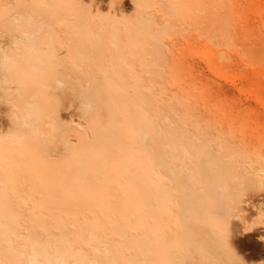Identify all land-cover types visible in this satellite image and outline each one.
Listing matches in <instances>:
<instances>
[{"label":"rangeland","instance_id":"374dc122","mask_svg":"<svg viewBox=\"0 0 264 264\" xmlns=\"http://www.w3.org/2000/svg\"><path fill=\"white\" fill-rule=\"evenodd\" d=\"M263 45L264 0H0V264H264Z\"/></svg>","mask_w":264,"mask_h":264},{"label":"bare ground","instance_id":"6f19581e","mask_svg":"<svg viewBox=\"0 0 264 264\" xmlns=\"http://www.w3.org/2000/svg\"><path fill=\"white\" fill-rule=\"evenodd\" d=\"M264 46V45H263ZM262 47V46H261ZM248 49V48H247ZM259 50H261L260 48H259ZM252 53V52H251ZM259 54V53H258ZM257 55V54H256ZM260 55V54H259ZM254 56V55H253ZM264 56V52H263V54H261L260 55V57H263ZM253 58V57H252ZM250 59H251V57H250ZM250 61V60H249ZM253 61H254V58H253ZM256 61V60H255ZM264 62V61H263ZM33 105V104H32ZM29 115V114H28ZM179 142V141H178ZM180 144H181V142H180ZM183 144V143H182ZM184 144H185V142H184ZM186 145V144H185ZM183 148H184V146H182ZM182 148V149H183ZM184 150L186 151V153H189V151H188V149L186 148V146H185V148H184ZM210 151V150H209ZM210 158V157H209ZM211 159V158H210ZM225 162V161H224ZM226 162H227V160H226ZM160 166H161V164H160ZM163 170V169H162ZM231 170V169H230ZM163 172L164 173H166L165 172V170H163ZM172 172H173V170H172ZM187 173V172H186ZM222 173V172H221ZM225 173H226V171H225ZM224 173V174H225ZM257 174V173H256ZM187 175V174H186ZM185 175V176H186ZM220 175H223V174H220ZM228 175H230L229 173H228ZM258 175V177H259V173L257 174ZM184 176V175H183ZM192 176V175H191ZM190 176V177H191ZM189 177V176H188ZM261 177V176H260ZM258 179H260V178H258ZM188 179L187 178H184L183 179V181H185V183H186V181H187ZM206 182H205V187H206V191H209L210 189H211V187L213 186H215V189H216V185H219V186H221L227 193H228V195L230 196L231 194H232V192L234 191V188H232V186H230V184L227 182V180H226V177L225 176H220V177H211V176H208V177H206ZM186 184H188V183H186ZM191 184L189 183L188 184V186H190ZM218 188V187H217ZM202 189H204V188H202ZM231 198L232 199H234L233 197H232V195H231ZM185 201H187V202H191V204L193 203V199H191V196H189L188 195V197H186V200ZM183 202V201H182ZM196 202V201H195ZM198 203V202H197ZM206 211H210L211 213L213 212L214 214H215V212H214V210H211V209H209V210H206ZM257 221V220H256ZM249 224V223H248ZM254 224H257V223H254ZM253 225V224H252ZM252 227V226H251ZM249 229V228H248ZM251 230V229H250ZM34 236V235H33ZM35 237V236H34ZM42 237V236H41ZM33 238V237H32ZM33 240V239H32ZM48 240V239H47ZM47 240H45V241H42V240H34V241H31L32 242V245H31V250H30V255H29V261H30V263H32V264H42L43 263V259L45 260V261H47V260H49V259H52L53 258V252H54V249H53V246H52V244H50L49 242H47ZM48 241H50L51 242V240H48ZM192 243H193V235H191V234H188V235H185V245L188 247V248H190L191 246H192ZM198 244H199V246H201L202 244H201V242H198ZM50 254V256L48 257V255ZM213 261L215 262V263H217V262H220V259L216 256V255H213ZM221 261H222V263H220V264H225L224 263V261L221 259ZM49 262V261H48ZM214 264V263H213Z\"/></svg>","mask_w":264,"mask_h":264}]
</instances>
